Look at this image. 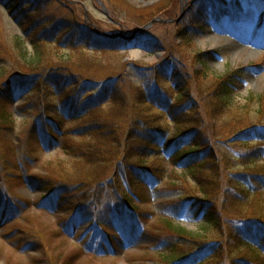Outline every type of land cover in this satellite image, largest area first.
I'll return each instance as SVG.
<instances>
[{
	"label": "trees",
	"instance_id": "1",
	"mask_svg": "<svg viewBox=\"0 0 264 264\" xmlns=\"http://www.w3.org/2000/svg\"><path fill=\"white\" fill-rule=\"evenodd\" d=\"M2 1L19 23L36 12L31 6H22L21 0ZM26 26L25 36H17L15 43L23 68L7 76L0 70V137L4 136L3 141L12 148V158L10 155L0 170V179L19 178L34 186L40 195L39 206L62 208L66 204L69 215L64 228L90 220L98 205L109 201L102 208L108 218L95 224L112 232L115 229L108 224L110 218L129 241L149 236L147 214L138 207L149 202L147 186L165 180L179 186L172 180V174H178L185 183L197 187V194H204L194 202L204 220L193 231L163 214L165 231L155 228L153 234L159 239L164 264H264V206L246 207L252 194L264 190V123L249 126L235 118L231 126L226 125L230 131L235 129L239 136L236 142L245 145L247 151L229 156L215 148L224 142L216 138L217 122L237 105L231 82L223 81L207 95L203 105L181 94V99L174 102L156 82H147L142 88L130 85L136 98L129 90L123 95L122 86L130 84L123 76L100 82L86 79L73 85L68 81L73 77L68 75L69 60H63L68 56L61 51L78 47L82 39L76 40L71 30L66 32V39L59 38L67 28L63 23L52 26L51 31L33 32L36 25ZM87 33L89 45L97 47L98 35L91 30ZM150 41L153 46L159 45L154 39ZM106 42L109 46L123 45L122 39ZM43 82L49 92L38 90ZM21 97H26L29 111L38 120L42 142L34 131L25 138L6 137L17 128L11 108ZM250 100L257 99L252 96ZM128 104H132V113L124 116ZM139 105L147 109L140 110ZM155 113L159 115L150 118ZM252 143H257L255 149H248ZM51 146L61 150L54 164L56 171L47 168L48 174L26 172V166L40 162L41 153ZM176 167L181 173H176ZM244 168L250 171L232 173V169ZM109 171L113 174L104 177ZM7 193L8 201L13 202L4 209L15 215L27 200L20 193L15 200L11 192Z\"/></svg>",
	"mask_w": 264,
	"mask_h": 264
},
{
	"label": "rangeland",
	"instance_id": "2",
	"mask_svg": "<svg viewBox=\"0 0 264 264\" xmlns=\"http://www.w3.org/2000/svg\"><path fill=\"white\" fill-rule=\"evenodd\" d=\"M21 2L22 6L36 9L30 19L23 20L25 24L16 21L5 2L0 0V70L6 72L5 76L23 68L24 62L18 57L15 43L17 36H25L24 32L28 28L26 25L33 23L36 25L33 32H37L43 29L51 31L52 26L63 23L67 28L58 34L59 38L66 39V32L71 30L75 39H82L83 42L72 50L61 51L68 56L63 60H69L68 75H73L69 77L70 84H82L86 79L100 82L123 76L130 82L129 85L122 86L123 95L130 85L142 88L147 82H156L169 92L174 102L179 100L178 95L181 94L184 98L191 96L203 105L210 92L223 81H230L237 97V105L232 106L223 119L217 122L219 128L216 138L224 141L216 144L219 154L236 156L237 152L247 151L245 145L236 142L239 136L235 135V129H229L235 118L239 122L245 121L249 126L264 123V0ZM250 3L252 5L249 7ZM216 9L223 10L222 17L225 18H215L214 15L218 12ZM27 10L30 11L29 8ZM155 20L157 22L145 29ZM70 24L72 25L69 26ZM84 27L87 28L83 29ZM88 30L103 39L96 41L99 44L97 47L89 45ZM29 35L35 36L31 32ZM120 37L126 40L120 47L109 46L106 42L107 39L113 41ZM151 39L159 47L153 46L152 41L149 44L148 40ZM104 44L107 46H103ZM41 89L49 92L48 85L44 82L38 90ZM129 93L136 98L130 90ZM252 96L257 100H250L249 103L247 100ZM25 100L26 97L17 98L12 106L11 110L17 117V128L15 132L6 133V137L10 140L13 135L25 138L30 131H34L37 139L42 142L38 120L29 111L28 101ZM109 107L110 105L107 106V111ZM139 107L140 110L147 109L141 105ZM127 113H132V104L124 109V116ZM158 115L155 113L150 118ZM3 140L4 136L0 137V170L7 165L10 155L12 158L10 143L7 146V141ZM256 144L252 143L248 149H255ZM60 152V147L45 148L40 162L26 166V172L48 174L47 168H52L55 172L54 164L59 160L57 154ZM61 156L64 157L63 154ZM166 167L170 173H174L170 165L166 164ZM175 169L176 173H181L180 168ZM244 169H232V173L250 171ZM112 174L109 171L104 177ZM118 177L117 175V179H122L121 176ZM172 177L179 186L173 187L166 180L147 186L149 202L138 207L147 214L145 220L150 228L149 236H139L129 241L121 233L120 225L110 218L108 224L115 229L112 232L104 231V228L95 224L97 220L108 218L102 208L109 201L98 205L90 220L72 223L64 228L69 215L65 212L68 208L66 204L62 208L48 204L39 206L37 202L40 195L34 186L19 178L7 177L4 182L0 179V264H164L159 239L156 240L153 234L155 228L165 231L163 214L193 231L204 220L203 213L194 204L195 198L204 194H197V187L185 183L178 174H172ZM7 191L11 192L14 200L17 193L27 200L15 215L8 214L4 209L13 202L8 201ZM249 199L251 202L246 206L249 209L264 206V190L252 194Z\"/></svg>",
	"mask_w": 264,
	"mask_h": 264
},
{
	"label": "water",
	"instance_id": "3",
	"mask_svg": "<svg viewBox=\"0 0 264 264\" xmlns=\"http://www.w3.org/2000/svg\"><path fill=\"white\" fill-rule=\"evenodd\" d=\"M155 22H157V20L153 21L150 25H148L145 29H148L151 27V25H153Z\"/></svg>",
	"mask_w": 264,
	"mask_h": 264
}]
</instances>
